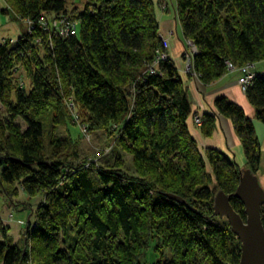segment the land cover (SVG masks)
<instances>
[{
	"label": "trees",
	"instance_id": "obj_1",
	"mask_svg": "<svg viewBox=\"0 0 264 264\" xmlns=\"http://www.w3.org/2000/svg\"><path fill=\"white\" fill-rule=\"evenodd\" d=\"M71 1L6 0L33 30L0 42V194L41 202L31 209L22 247L0 220V264H239L240 242L214 215V199L223 192L245 219L234 197L241 171L217 150L201 153L189 134L195 113L186 89L169 57L159 59L165 49L157 4L84 0L79 9ZM165 4L195 49L191 72L203 84L226 75L227 64L264 62V0ZM65 15L76 20L74 35L55 38L38 28ZM244 93L264 125V76H254ZM68 98L88 131L118 133L135 176L121 165L86 170L69 161L76 154L66 155L68 137L45 140L46 117L53 129L74 121L66 115ZM213 105L234 127L243 170L257 176L261 146L252 120L224 97ZM214 123L212 113L203 114L205 137ZM260 217L264 228V205ZM149 251L154 261H147Z\"/></svg>",
	"mask_w": 264,
	"mask_h": 264
},
{
	"label": "rangeland",
	"instance_id": "obj_2",
	"mask_svg": "<svg viewBox=\"0 0 264 264\" xmlns=\"http://www.w3.org/2000/svg\"><path fill=\"white\" fill-rule=\"evenodd\" d=\"M153 1L158 6L156 9V14L158 16V20L159 19L161 20V18L164 16V11L167 9V8H165V7H167V5L165 4V0H153ZM72 3H74V6L81 9L82 5L84 3V0H72L69 3V5H71ZM168 3L170 6L171 3L170 2H168ZM68 9H71V8L68 7ZM60 17L62 19H65V21H64L63 25L60 23V26H58L56 28L58 30V35H55V38H61V37L65 38L66 33L64 31L62 32V29L66 28V23H69V22L75 23L76 22V20L72 19L70 16L68 17L65 15V16H60ZM55 21H59V20H53V18L47 17L44 19V22L46 24L50 25V29L49 30L44 29L43 25L41 26L40 24L38 25V28L43 32L52 33L53 32V23ZM174 21H175V19H174ZM58 25H59V22H58ZM32 30H33V27H30V24H28V21H22V20L18 19V17L12 11L10 4H8L6 2V0H0V42L9 41L11 43H14V42H16V40L18 38L28 34V32H31ZM76 30H77V28H76ZM159 33H160V29H159ZM160 36H161V39H163L167 44L166 46H163L166 52L164 51L163 53H161V55L164 54V55L168 56L167 51L169 49V43H170V40L175 37V33H174V31H172L168 34V36H166V35L162 36V34L160 33ZM183 41H184V49L185 50L182 52V55L180 57V60H181V63L183 64V66H182L181 70L178 69L177 66H175L183 85L185 84V82H187V81L189 82V80H195L198 84L200 83L202 85H206V84H203L199 80V78L196 74L191 72L192 69H191V66L189 63L190 57L188 54L191 52V49L194 51H195V49L191 48V44L189 42H187L186 40H184V38H183ZM187 48L189 49L188 51H186ZM161 55H160V57H161ZM158 61H160V60L153 61V66L151 68V71L154 72V70H156V68L158 66L157 65ZM227 68H228V64H227ZM249 68L250 67H247V66L241 67V68H235L234 66H232V68L231 69L228 68V70H229V72H232V71L243 72V71H247ZM182 73H183V75H185L186 80H184V78L182 77V75H181ZM20 76H21V81H23L24 75H20ZM246 76H249V74L242 75V77L237 81L238 88L242 92L246 91V89L244 90L242 88V84H241L242 80ZM252 81H253V79H252ZM184 87H185V85H184ZM186 93H187V90H186ZM187 97H189L188 94H187ZM65 103L67 105L66 115L74 118V121L67 122V120H65V121L61 122L60 124H58L53 129L52 128L53 125L48 120V117H46L45 121H44L45 140L47 141V139L50 135H52L53 137H60L62 139L68 137L70 142L72 143L71 144L72 146L69 147L66 155L76 154L75 158L74 159L71 158L69 161L73 162L74 164L83 165V168L86 170L90 169L91 166L94 169H98L101 167L110 168L111 166L121 165L122 166L121 169L123 171H125L129 176H135L137 173L135 171L136 169L133 167L132 157L128 154V152H126V150H124L122 148V146L119 145V143H117L118 133H116V131L115 132L114 131H112V132H110V131H97V132L88 131L86 126L83 125V122H82L83 117L81 119V117L77 115V112H76L77 110H76L74 104H72L70 98L65 99ZM190 106H191V104H190ZM213 107H214V105H213ZM0 111H1V106H0ZM2 112L3 111H1V113ZM212 114L215 118V123H214V131H215L216 127H221L223 125L222 122L220 121V119H222V117H220V116L218 117V115L215 111V108L213 109ZM195 117H198L199 120L197 119L198 121H196ZM225 119H227V118H225ZM192 121H193V127H195L200 132V134L205 138V136L201 132V126L203 124V114H201L199 116L195 113L194 116L192 117ZM18 123L20 124L21 127L24 128V124L22 123L21 120L18 121ZM229 125H230V129L229 130L224 129V131L220 130V134L221 135H223V133H225L226 135L231 134L238 141L237 136L235 134L234 127H233V125H231L230 121H229ZM51 128H52V130H51ZM188 129H189V127H188ZM214 131H213L212 135L214 134ZM189 134H190V131H189ZM195 142H196V140H195ZM238 143H239V141H238ZM196 144H197V147L199 149V145L197 142H196ZM239 146H240L241 151H242V147H241L240 143H239ZM199 150L201 153L204 151L203 153L205 154L206 149H203V150L199 149ZM216 150L218 152H220L222 155H224L226 158L229 159L228 153L226 151L220 150V149H216ZM242 155H243L244 161L242 163L235 162L241 172L243 171L244 168H246V159L244 157L243 151H242ZM260 159L262 161V157ZM240 176H241V174H240ZM257 178H258V181H259L261 187L264 189V168H262V164L260 166V171L257 174ZM22 197H23V195L18 193L15 198L8 200L5 196L0 194V220L3 223V225H5L3 219H5L7 221H9V219H10V217H9V219L6 218V217H8V215L6 213V209L4 210V207L11 205L14 208H20V209L26 208L27 214H29V216H30L31 209H35V207H37L39 205V202H38L39 199L38 198L33 199V200H28V198L26 196L24 199H21ZM26 203H29L31 205L30 207H32V208H28L29 206ZM6 204H8V205H6ZM11 212H12V216H13L14 211L12 210ZM14 217H15V215L13 216V218ZM30 218H31V216H30ZM30 221H32V218ZM22 234L23 235L20 234L21 240L24 241L25 232L22 231ZM8 236H9V234H8ZM9 238H10V241L13 243L10 236H9ZM0 240H1V235H0ZM20 247H22V245H20ZM146 259H147V261H154L153 253L151 251H149L147 253Z\"/></svg>",
	"mask_w": 264,
	"mask_h": 264
},
{
	"label": "crops",
	"instance_id": "obj_3",
	"mask_svg": "<svg viewBox=\"0 0 264 264\" xmlns=\"http://www.w3.org/2000/svg\"><path fill=\"white\" fill-rule=\"evenodd\" d=\"M159 29L162 36L168 34L172 31L175 33V37L170 40L169 49H168V57L169 59L178 67V69H182L183 64L181 63L180 57L184 49V41L181 35V31L174 21L173 11L168 7L164 11V16L159 19ZM251 74L258 77L264 76V62L258 63L256 65L250 66L247 71H232L224 75L217 82L210 85H202L198 84L195 80H189V82H185V88L188 94V100L191 104V109L197 115L201 114H210L212 113L214 107V101L217 98L224 97L227 101L236 104L239 106L245 116L252 120L256 137L261 146V157H262V168H264V125L254 119V110L251 105L248 103L245 93L242 92L237 85V81L242 77V75ZM185 79V75L181 74ZM194 79V78H193ZM222 122L221 127H216L214 134L210 137H203L200 132L193 127L192 118H190L188 122V127L191 136L196 140L199 145V149H220L224 150L228 153L229 159L231 161L242 163L244 161L241 148L239 146L238 141L233 135H223L220 134V130L224 131V129L229 130L230 125L227 119H220ZM232 125V124H231ZM22 194V193H20ZM23 195V194H22ZM25 196L21 199H24ZM39 203L41 200L38 201ZM8 205V204H6ZM6 209V213L9 221L3 219L4 224L9 228V236L11 237L14 244L20 246L23 244L21 240L22 231H24V227L28 220L29 214H27L26 208H14L11 205L4 207ZM28 209V208H27ZM14 211L15 219L12 216V212ZM23 237V236H22ZM23 246V245H22Z\"/></svg>",
	"mask_w": 264,
	"mask_h": 264
},
{
	"label": "water",
	"instance_id": "obj_4",
	"mask_svg": "<svg viewBox=\"0 0 264 264\" xmlns=\"http://www.w3.org/2000/svg\"><path fill=\"white\" fill-rule=\"evenodd\" d=\"M234 197L244 206V220L232 209L223 192L215 196L214 215L224 217L231 232L239 240V264H264V228L260 217L264 205V189L257 176L243 170ZM179 202L185 204L182 200Z\"/></svg>",
	"mask_w": 264,
	"mask_h": 264
},
{
	"label": "built area",
	"instance_id": "obj_5",
	"mask_svg": "<svg viewBox=\"0 0 264 264\" xmlns=\"http://www.w3.org/2000/svg\"><path fill=\"white\" fill-rule=\"evenodd\" d=\"M60 19H54V20H59V21H55L53 23V31L56 33V35H58V30L56 29L58 26H60V23L63 25L65 19H62L61 17H59ZM58 22H59V25H58ZM41 26L43 25L44 29H50V25L49 24H46L44 22V20H41L40 23H39ZM65 32L66 34H70V35H74L75 32H76V24L74 22H69V23H66V28L65 29H62V32ZM61 32V33H62ZM163 41V45L166 46V42L164 40ZM165 55L162 54L161 57H159V59H165ZM228 68L231 69L232 68V65L228 64ZM150 73H153V71H150ZM254 78V75H249V76H246L244 77V79L242 80L241 84H242V88L245 90L251 83L252 79ZM199 118L198 117H195V120L198 121Z\"/></svg>",
	"mask_w": 264,
	"mask_h": 264
},
{
	"label": "bare ground",
	"instance_id": "obj_6",
	"mask_svg": "<svg viewBox=\"0 0 264 264\" xmlns=\"http://www.w3.org/2000/svg\"><path fill=\"white\" fill-rule=\"evenodd\" d=\"M14 244V243H13Z\"/></svg>",
	"mask_w": 264,
	"mask_h": 264
}]
</instances>
